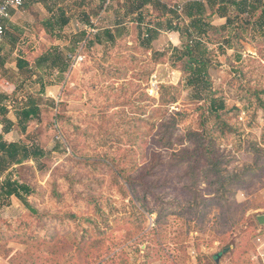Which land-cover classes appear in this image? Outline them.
<instances>
[{"label":"rangeland","instance_id":"rangeland-1","mask_svg":"<svg viewBox=\"0 0 264 264\" xmlns=\"http://www.w3.org/2000/svg\"><path fill=\"white\" fill-rule=\"evenodd\" d=\"M102 1L26 0L11 11L0 84L13 86L0 87V104L16 120L11 88L19 86L18 99H40V118L10 138L34 141L45 155L12 174L32 189L25 202L0 198V257L6 264H263L264 23L256 20L264 0L232 17L231 49H218V33L205 41L208 94L186 84L165 21L143 20L162 30L151 33L153 51L135 16L107 40L103 29L122 18L123 0L106 8ZM96 18L101 41L89 43L81 33ZM210 21L220 25L216 15ZM53 48L64 56L79 50L83 60L63 73L37 66ZM19 58L31 70H18ZM206 94L223 100L221 120L231 130L222 132L207 113Z\"/></svg>","mask_w":264,"mask_h":264},{"label":"trees","instance_id":"trees-1","mask_svg":"<svg viewBox=\"0 0 264 264\" xmlns=\"http://www.w3.org/2000/svg\"><path fill=\"white\" fill-rule=\"evenodd\" d=\"M25 2L26 0L21 7L25 5ZM103 2L104 0L102 4ZM253 2L255 6H261L263 0H253ZM254 4H252L250 0H189L182 5V11L179 13L177 11L178 5L170 6L164 0H123L121 6L124 9L122 18L116 20V27H106L103 29V33L106 35L107 40L113 41L116 34L124 32V28H120V23L126 20V18L132 19L130 16H135L134 20L138 24L142 22L146 16L150 15L151 19H155L158 25L165 21L168 28L167 30L177 32L179 35L180 44L171 47V54L174 55L176 61L181 63L182 68L180 70L187 75L186 84L196 88L197 93L200 90H206L205 92L208 94L211 91V87L206 80L208 79V67L211 65V62L207 57L208 50L205 46V41L211 38L209 37L210 33H218L221 34L222 37V41L218 43V49L221 51L223 48L231 49L233 47L232 39L235 37V34H237V32H235V34L232 35L231 30L234 27L233 18H237L247 11L250 12V9L255 8ZM248 5L250 9H247ZM233 6L236 7V13L231 16L230 7ZM154 9H157L158 13L155 14L153 12ZM215 15L224 17L225 23L220 26L213 25L210 19ZM67 21L68 19L61 14L59 17V25L64 26ZM249 21L250 20H248V23ZM256 21L259 22V24L264 23V11L257 17ZM244 23L245 22H241V24ZM147 31L150 34V38L148 40L149 43L145 44V47L153 51L149 46L150 40L152 39L151 33L153 31ZM97 33L92 35V39L100 42V36ZM229 33H231V36H229ZM81 36V39L86 38L85 30L82 31ZM89 38L87 40L90 43L91 40H89ZM153 53L157 60L160 56H164V52ZM66 56H64L58 48H53L50 52L41 53L36 59V65L41 66L43 63H48L50 69L57 68L60 73H63L68 69L69 65V60H67ZM16 66L18 70L26 66H29L28 70H31V66L22 58L17 59ZM28 70H26V72ZM4 75H6V71L4 68L2 47L0 46V76ZM17 87L19 86H14L11 93L7 96L11 98L10 107L13 108L15 112V121L7 117L8 106L6 104H0V124L2 126L0 133V198L16 197L25 202V196L30 194L32 189L28 184L20 182L17 178H13L12 174L16 172L17 168L23 166L26 161H38L45 155V150L34 141L27 143L21 140L7 141L4 139L5 134L16 129L20 134L26 132L27 123L31 120L39 119L42 113L41 101L39 98L37 99L31 94H27L24 99H18L14 96L18 90ZM207 94L205 98H203L207 113L215 117V121L219 123L218 127L222 132H226L229 129L231 130V127L221 120V112L225 108L223 100L211 94ZM196 97L195 99L202 97L201 93ZM259 101L262 104L260 99ZM57 107L58 104L54 109L57 110ZM203 123L204 122H202V126H204ZM205 134L206 130H203L202 135ZM26 136H29V134H26ZM0 203L4 204L2 201ZM5 203H7L5 205H8V200Z\"/></svg>","mask_w":264,"mask_h":264},{"label":"built area","instance_id":"built-area-1","mask_svg":"<svg viewBox=\"0 0 264 264\" xmlns=\"http://www.w3.org/2000/svg\"><path fill=\"white\" fill-rule=\"evenodd\" d=\"M25 0H0V42L3 40L5 36V32L7 29V24L11 18V11L20 8ZM154 1V0H153ZM111 0H104V8L109 6ZM183 6L178 5L177 11L180 13L182 11ZM97 21L98 18L95 20H91L90 23L85 26L86 38L85 41L88 39L89 36H92L98 32L97 28ZM74 52V51H73ZM67 53V60L74 66L75 64L80 63L83 60V56L81 52L77 50L74 53Z\"/></svg>","mask_w":264,"mask_h":264},{"label":"crops","instance_id":"crops-1","mask_svg":"<svg viewBox=\"0 0 264 264\" xmlns=\"http://www.w3.org/2000/svg\"><path fill=\"white\" fill-rule=\"evenodd\" d=\"M217 18H218V20H220V22H219L220 25H223V24L225 23V18H224V17H218V16H217ZM212 23H213V22H212ZM137 24H138V23H137ZM139 24H140V25H143V26H145V27H147V28H146V31H147V30H152L153 32H155V31L162 32V30L157 29L156 27L152 26L149 22L144 23V22L142 21V22H140ZM213 25H214V24H213ZM220 25H219V26H220ZM164 33H167L166 30H165ZM167 35L170 37V39H171L173 42L177 40L178 43L180 44V39H179V35H178L177 32L167 33ZM152 43H153V42H152ZM152 43H150V44L152 45ZM179 44H177V45H179ZM0 77H1V76H0ZM3 79H4V78H2V80H3ZM2 80H0V81H2ZM5 84L7 85V88L13 86V85L9 84L8 81H6V82L4 83L3 86H2V83H1V84H0V85H1L0 87L5 88V87H6ZM8 85H9V86H8ZM12 89H13V88H11V89L9 90L8 93H11ZM44 93H45V94L52 95V94H51L52 92H51L50 89H47V90L45 89V92H44ZM1 104H2V103H1ZM10 119H11V118H10ZM11 120L15 121L14 119H11ZM1 127H2V126H1V124H0V133H1ZM10 135H11V132L5 134V135H4V139L7 140V141H14V140H11ZM11 198H12V197H11ZM258 255L260 256V258L262 259V262H263V264H264V248L258 250ZM0 264H6V261L3 260L1 257H0Z\"/></svg>","mask_w":264,"mask_h":264},{"label":"water","instance_id":"water-1","mask_svg":"<svg viewBox=\"0 0 264 264\" xmlns=\"http://www.w3.org/2000/svg\"><path fill=\"white\" fill-rule=\"evenodd\" d=\"M257 221H258L260 224H264V215H259V216H257Z\"/></svg>","mask_w":264,"mask_h":264}]
</instances>
